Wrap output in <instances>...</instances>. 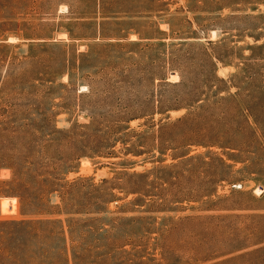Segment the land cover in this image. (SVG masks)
Returning <instances> with one entry per match:
<instances>
[{
    "label": "rangeland",
    "instance_id": "rangeland-1",
    "mask_svg": "<svg viewBox=\"0 0 264 264\" xmlns=\"http://www.w3.org/2000/svg\"><path fill=\"white\" fill-rule=\"evenodd\" d=\"M0 264H264V0H0Z\"/></svg>",
    "mask_w": 264,
    "mask_h": 264
}]
</instances>
